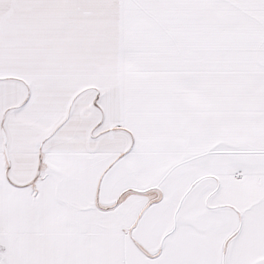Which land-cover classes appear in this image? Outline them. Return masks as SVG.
Wrapping results in <instances>:
<instances>
[{
  "label": "snow or ice",
  "instance_id": "1",
  "mask_svg": "<svg viewBox=\"0 0 264 264\" xmlns=\"http://www.w3.org/2000/svg\"><path fill=\"white\" fill-rule=\"evenodd\" d=\"M0 264H264V0H0Z\"/></svg>",
  "mask_w": 264,
  "mask_h": 264
}]
</instances>
